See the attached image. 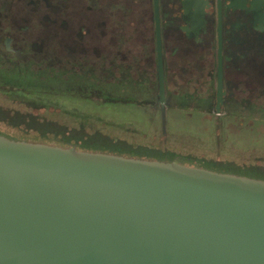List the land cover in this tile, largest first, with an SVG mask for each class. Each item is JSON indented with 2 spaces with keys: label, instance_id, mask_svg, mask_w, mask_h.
Returning <instances> with one entry per match:
<instances>
[{
  "label": "rangeland",
  "instance_id": "obj_1",
  "mask_svg": "<svg viewBox=\"0 0 264 264\" xmlns=\"http://www.w3.org/2000/svg\"><path fill=\"white\" fill-rule=\"evenodd\" d=\"M161 3L169 26L164 108L150 0H0V134L264 181V98L251 112L221 115L197 99L199 111L187 98V35L175 28L180 4ZM256 47L264 59V43ZM247 56H233L243 74ZM127 73L142 84L135 92Z\"/></svg>",
  "mask_w": 264,
  "mask_h": 264
},
{
  "label": "water",
  "instance_id": "obj_2",
  "mask_svg": "<svg viewBox=\"0 0 264 264\" xmlns=\"http://www.w3.org/2000/svg\"><path fill=\"white\" fill-rule=\"evenodd\" d=\"M0 264H264V181L0 134Z\"/></svg>",
  "mask_w": 264,
  "mask_h": 264
},
{
  "label": "flooded vegetation",
  "instance_id": "obj_3",
  "mask_svg": "<svg viewBox=\"0 0 264 264\" xmlns=\"http://www.w3.org/2000/svg\"><path fill=\"white\" fill-rule=\"evenodd\" d=\"M158 1L163 37L164 31L169 29V26H163L162 23L163 13L161 11L163 5L161 2L164 0ZM165 1L179 2L181 8L182 24L175 28L187 35V98L193 99L192 102L195 103L196 107L199 103L197 99H206V102L208 99L209 105L210 102L214 103L216 111L218 75L221 66L223 101L220 105V115L224 112H251L257 104L258 96L264 98V84L263 80L260 79L262 75L264 77V72H262L264 59H259L263 53L260 48L257 49L256 47L257 40L264 43V0ZM150 2H152L153 7L155 33V0H150ZM104 22L106 23V21ZM162 50L165 72L163 38ZM238 51L240 54L247 52V74L241 73L238 65L234 63L233 56L237 55ZM13 53L14 50L12 49L10 54ZM242 58H244V55H242ZM156 66L158 75L157 47ZM125 71L128 70L125 69ZM127 74L128 85L135 92L142 84L139 81L129 79V73ZM99 85L101 87L109 86L108 92L112 91L113 84L107 81L100 80ZM241 88L243 89L240 90ZM240 91L249 95L247 101L242 97ZM189 107L194 108L195 106ZM198 108L200 107L198 106ZM201 109L204 108L201 107L199 111H202Z\"/></svg>",
  "mask_w": 264,
  "mask_h": 264
},
{
  "label": "trees",
  "instance_id": "obj_4",
  "mask_svg": "<svg viewBox=\"0 0 264 264\" xmlns=\"http://www.w3.org/2000/svg\"><path fill=\"white\" fill-rule=\"evenodd\" d=\"M39 141L42 142V143H46L45 145H49V146H51L50 144H54L53 145L54 147H60V148H66V149L72 148L70 145H67V144H57L54 141H49L47 139H43V140H39ZM33 144H38V143H33ZM76 150L77 151H83V150L85 151L86 149H81V150L80 149L79 150L76 149ZM91 151H93V153H101L102 152V154H109V155H113L114 154V151H110V150L102 151V150L97 149V148L95 150H91ZM114 155H116V154H114Z\"/></svg>",
  "mask_w": 264,
  "mask_h": 264
}]
</instances>
